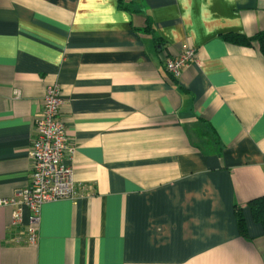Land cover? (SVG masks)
Returning a JSON list of instances; mask_svg holds the SVG:
<instances>
[{
    "label": "crops",
    "instance_id": "obj_1",
    "mask_svg": "<svg viewBox=\"0 0 264 264\" xmlns=\"http://www.w3.org/2000/svg\"><path fill=\"white\" fill-rule=\"evenodd\" d=\"M261 30L264 0H0V264H264V54L224 37ZM53 83L75 195L31 243L13 213Z\"/></svg>",
    "mask_w": 264,
    "mask_h": 264
},
{
    "label": "built area",
    "instance_id": "obj_2",
    "mask_svg": "<svg viewBox=\"0 0 264 264\" xmlns=\"http://www.w3.org/2000/svg\"><path fill=\"white\" fill-rule=\"evenodd\" d=\"M201 63L196 50L188 48L183 53L167 59V69L180 77L183 69L192 63ZM60 85L49 84L43 96V111L35 119V134L30 147L32 174L29 186L23 190L21 207L14 210L13 223L23 222V207L30 212L27 233L29 241L36 243L41 209L44 203L75 195L73 166L65 162V154H72L68 144L67 125L61 116L63 104ZM15 204L14 199H0V206Z\"/></svg>",
    "mask_w": 264,
    "mask_h": 264
},
{
    "label": "trees",
    "instance_id": "obj_3",
    "mask_svg": "<svg viewBox=\"0 0 264 264\" xmlns=\"http://www.w3.org/2000/svg\"><path fill=\"white\" fill-rule=\"evenodd\" d=\"M122 1V0H121ZM134 2V1H133ZM133 2H131V5H126L123 6L122 2L121 5L127 9H130L133 11ZM137 11V10H134ZM140 11V9L138 10ZM150 28L149 25L146 26V29ZM224 37L232 42H235L237 44H242V45H247L250 46L252 45L254 42H257L260 46V50L262 51V53L264 54V30H261L259 32H257L255 35L253 36H247L245 34H240V33H227L224 35ZM256 216L259 217L261 212H260V206L258 207V205L256 206V212H255ZM242 218H240L239 215V225L240 228H243V224H242Z\"/></svg>",
    "mask_w": 264,
    "mask_h": 264
}]
</instances>
